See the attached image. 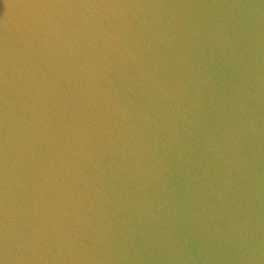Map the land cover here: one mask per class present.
I'll return each instance as SVG.
<instances>
[{
	"label": "water",
	"instance_id": "1",
	"mask_svg": "<svg viewBox=\"0 0 264 264\" xmlns=\"http://www.w3.org/2000/svg\"><path fill=\"white\" fill-rule=\"evenodd\" d=\"M0 264H264V0H0Z\"/></svg>",
	"mask_w": 264,
	"mask_h": 264
}]
</instances>
